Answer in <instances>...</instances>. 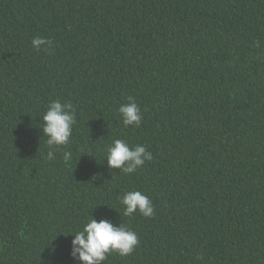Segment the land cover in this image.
<instances>
[{
	"label": "trees",
	"instance_id": "trees-1",
	"mask_svg": "<svg viewBox=\"0 0 264 264\" xmlns=\"http://www.w3.org/2000/svg\"><path fill=\"white\" fill-rule=\"evenodd\" d=\"M54 100L76 123L49 160ZM114 139L152 160L109 171ZM132 190L152 217L122 215ZM91 217L139 239L104 264H264V0H0V264H78Z\"/></svg>",
	"mask_w": 264,
	"mask_h": 264
},
{
	"label": "clouds",
	"instance_id": "clouds-1",
	"mask_svg": "<svg viewBox=\"0 0 264 264\" xmlns=\"http://www.w3.org/2000/svg\"><path fill=\"white\" fill-rule=\"evenodd\" d=\"M51 43L49 39L39 36L31 40V46L37 51L41 50V46L50 48ZM118 112L125 127L140 126L142 112L134 98L128 97L127 103L121 104ZM40 122L42 136L47 137L45 142L48 147L47 159L53 160L55 152L70 142L73 125L76 123L75 109L70 102L61 103L54 100L40 117ZM152 158V153L146 151L145 146L130 147L125 140L114 139L106 148L104 160L107 161L109 171L118 169L124 174H132ZM63 159L70 161L72 152L64 151ZM120 204L123 206L122 215L125 217H131L134 213H139L145 218L154 215L152 201L138 190L125 192L120 197ZM72 235L69 255L78 264H104L108 255L112 253L121 257L128 256L139 243L138 236L129 227L121 223L117 226L104 218L97 221L91 217Z\"/></svg>",
	"mask_w": 264,
	"mask_h": 264
}]
</instances>
